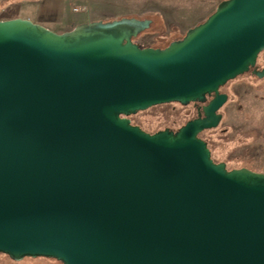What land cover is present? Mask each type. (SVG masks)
<instances>
[{"label": "water", "instance_id": "1", "mask_svg": "<svg viewBox=\"0 0 264 264\" xmlns=\"http://www.w3.org/2000/svg\"><path fill=\"white\" fill-rule=\"evenodd\" d=\"M6 0H0V3ZM150 18L55 32L0 20V252L62 264H264V172L227 168L198 135L264 50V0H221L165 46ZM202 103L178 129L129 115Z\"/></svg>", "mask_w": 264, "mask_h": 264}, {"label": "rangeland", "instance_id": "2", "mask_svg": "<svg viewBox=\"0 0 264 264\" xmlns=\"http://www.w3.org/2000/svg\"><path fill=\"white\" fill-rule=\"evenodd\" d=\"M6 1L0 3V8ZM132 16L152 19L150 27L134 38L142 47H163L182 37L165 32L167 28L175 32L178 23L169 19L162 22L154 12ZM256 64L258 68L264 67V50L259 53ZM221 91L227 93L228 99L219 110L222 115L219 124L203 130L198 136L207 142L213 161H223L229 169L247 167L264 172V77L258 78L249 71L226 82ZM195 116L192 103L169 102L153 105L128 117L132 124L152 133L164 128L176 130ZM8 258L0 254V264H62L46 257H25L20 261Z\"/></svg>", "mask_w": 264, "mask_h": 264}, {"label": "crops", "instance_id": "3", "mask_svg": "<svg viewBox=\"0 0 264 264\" xmlns=\"http://www.w3.org/2000/svg\"><path fill=\"white\" fill-rule=\"evenodd\" d=\"M221 0H8L0 8V20L28 18L55 32L71 30L89 21H107L123 16L132 17L154 12L162 22L178 24L175 32L183 36L186 30L203 21ZM85 6L86 11H73ZM137 17V16H134ZM151 19V18H150ZM152 20V19H151ZM174 30V29H173ZM31 264V263H29Z\"/></svg>", "mask_w": 264, "mask_h": 264}, {"label": "flooded vegetation", "instance_id": "4", "mask_svg": "<svg viewBox=\"0 0 264 264\" xmlns=\"http://www.w3.org/2000/svg\"><path fill=\"white\" fill-rule=\"evenodd\" d=\"M220 91H221V88H220ZM190 103H192V106L194 107L195 113H196L195 117H197V113L202 111V105L203 104L200 102H190ZM195 117H193V118H195Z\"/></svg>", "mask_w": 264, "mask_h": 264}, {"label": "built area", "instance_id": "5", "mask_svg": "<svg viewBox=\"0 0 264 264\" xmlns=\"http://www.w3.org/2000/svg\"><path fill=\"white\" fill-rule=\"evenodd\" d=\"M87 7L85 6H80V7H74L73 11H86Z\"/></svg>", "mask_w": 264, "mask_h": 264}, {"label": "trees", "instance_id": "6", "mask_svg": "<svg viewBox=\"0 0 264 264\" xmlns=\"http://www.w3.org/2000/svg\"><path fill=\"white\" fill-rule=\"evenodd\" d=\"M0 254H4V253H1V252H0ZM4 255L8 258V256H7L6 254H4ZM8 259H9V258H8Z\"/></svg>", "mask_w": 264, "mask_h": 264}]
</instances>
